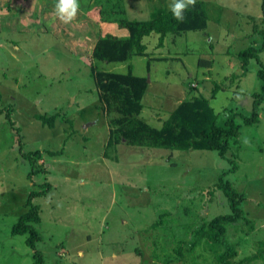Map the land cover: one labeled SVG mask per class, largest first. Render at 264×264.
Returning a JSON list of instances; mask_svg holds the SVG:
<instances>
[{
  "label": "rangeland",
  "instance_id": "1",
  "mask_svg": "<svg viewBox=\"0 0 264 264\" xmlns=\"http://www.w3.org/2000/svg\"><path fill=\"white\" fill-rule=\"evenodd\" d=\"M200 1L208 30L168 34L163 48L148 36L145 56L106 62L92 57L99 38L125 37L119 20L154 18L172 0H77L67 23L56 15V0H0V264H37L34 250L45 264H167L181 243L186 261L170 264H219L216 253L224 248L205 241L213 238L210 220L231 212L214 188L222 173L223 183L243 196V216L225 225L222 239L236 250V261L264 264L254 258L264 256V101L257 122L240 116L251 115L252 94L261 92L260 64L251 59L243 74L238 58L240 50L262 45L264 0ZM201 58L213 64L204 67ZM259 59L264 64V50ZM128 65L148 80L140 117L153 127L194 95L209 99L218 123L236 114L239 137L224 158L206 149L104 143L107 106L91 70L125 73ZM215 84L220 89L211 98ZM38 114L55 115L54 126L42 125ZM35 150L42 153L31 157L41 167L36 176L24 157ZM44 182L51 188L32 200L40 206L33 250L28 234L11 230L30 192Z\"/></svg>",
  "mask_w": 264,
  "mask_h": 264
},
{
  "label": "trees",
  "instance_id": "2",
  "mask_svg": "<svg viewBox=\"0 0 264 264\" xmlns=\"http://www.w3.org/2000/svg\"><path fill=\"white\" fill-rule=\"evenodd\" d=\"M207 18L205 3L195 0L194 4L184 9L183 19L180 20H177L170 10L148 20L121 19L119 20V26L125 29L127 35L120 38L111 35L99 38L92 49V57L97 61L126 62L132 56H145L146 46L143 42L145 37L155 35L157 38L156 47L163 48L164 40L168 34L175 38L185 31L208 30ZM261 34L263 36L261 46L256 48L249 46L238 53V58L242 61L243 74L246 73L247 65L251 59L260 64L256 75L261 82V92L252 94L251 115H240L244 123L247 124L258 121V109L264 101V64L259 59V53L264 50V30ZM207 36L209 38V34ZM206 43L209 49L208 52L215 53L212 40H207ZM201 59L203 62L200 60V63L204 67H210L214 61L213 58ZM147 69L149 70V66H147ZM91 71L98 88L99 102H104L107 106L105 111L108 115L106 113L105 115L108 117L110 127L108 140L114 147L124 143L130 146L156 150L187 151L206 149L216 151L220 157L224 158V154L229 149V141L236 140L239 137V125L235 122L236 114H231L223 120V123H218V113L210 105L209 99L202 95H194L190 99L182 100L159 127H153L140 117L144 106L143 98L148 88L146 77L134 75L132 66L129 65L125 73L94 71L93 69ZM217 89H220L219 85L215 84L211 98L216 95ZM9 113L8 110L6 116H9ZM36 119L40 120L42 125L51 128L54 126L55 115L38 114ZM54 154H60V151ZM33 155L41 157L42 153L35 150L24 156L31 161L30 173L36 176L42 171L39 170L41 167L38 162H36V165L35 161L31 160ZM223 176L224 173L220 175L214 188L222 190L231 212L210 220L208 229L213 233V238L211 242H205L215 243L224 248L222 253H216L219 264H246L248 260L236 261L234 259L236 250L222 239L225 234V225L237 222L243 216L240 208L243 196L232 187L230 182L223 183ZM42 185H45L44 188L40 185L37 187V192H30L26 204L28 208L18 216L17 222L11 230L13 234H28L26 243L33 250L40 236L33 226L40 219V206L39 203L37 205L33 204L32 200L41 197L51 188L47 182ZM195 249L196 243H191L188 250L193 252ZM182 250L181 243L174 250L176 255L165 258L163 262L167 264L179 261L185 262L187 256ZM33 256L37 264H45L41 253L37 250H34ZM254 258L263 259L264 256H255Z\"/></svg>",
  "mask_w": 264,
  "mask_h": 264
},
{
  "label": "clouds",
  "instance_id": "3",
  "mask_svg": "<svg viewBox=\"0 0 264 264\" xmlns=\"http://www.w3.org/2000/svg\"><path fill=\"white\" fill-rule=\"evenodd\" d=\"M195 0H172L168 5L171 14L177 19H183L184 9L194 4ZM56 15L65 23L70 22L76 15L77 0H56L54 5Z\"/></svg>",
  "mask_w": 264,
  "mask_h": 264
},
{
  "label": "crops",
  "instance_id": "4",
  "mask_svg": "<svg viewBox=\"0 0 264 264\" xmlns=\"http://www.w3.org/2000/svg\"><path fill=\"white\" fill-rule=\"evenodd\" d=\"M149 71H150V67H149ZM147 95V94H146ZM145 95V96H146ZM144 96V98H143V101L145 100V97ZM144 107V106H143ZM143 110V109H142ZM102 113V112H101ZM102 118H103V121L101 122V124H102V126H104V128H105V130H106V139H105V142L104 143H107L106 141H107V139H108V134H109V129H110V127H109V124H108V122H107V119H108V117L105 115V113H102ZM145 120V119H144ZM146 121V120H145ZM148 121V120H147ZM161 121V123H162V119H158V122H160ZM97 122H99L98 121V119H96L95 118V121H94V124H97ZM149 123V122H148ZM161 123H160V125H161ZM122 145H123V148H124V146H126V144H124V143H122ZM118 147H120L119 145L117 146V147H115V148H118ZM139 147V146H138ZM139 148H145V147H139ZM157 150H160V149H157ZM58 155H60V154H58ZM55 161H59L58 159H54ZM46 171L48 172V171H51L50 169H46ZM58 171V170H57ZM62 176H65L64 177V179H66L67 178V175H62Z\"/></svg>",
  "mask_w": 264,
  "mask_h": 264
},
{
  "label": "water",
  "instance_id": "5",
  "mask_svg": "<svg viewBox=\"0 0 264 264\" xmlns=\"http://www.w3.org/2000/svg\"><path fill=\"white\" fill-rule=\"evenodd\" d=\"M148 81V80H147Z\"/></svg>",
  "mask_w": 264,
  "mask_h": 264
}]
</instances>
